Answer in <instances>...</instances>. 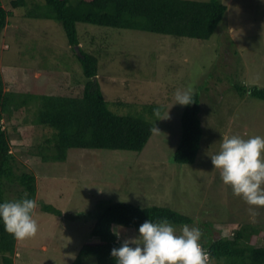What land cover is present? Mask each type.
I'll return each mask as SVG.
<instances>
[{
	"label": "rangeland",
	"instance_id": "1",
	"mask_svg": "<svg viewBox=\"0 0 264 264\" xmlns=\"http://www.w3.org/2000/svg\"><path fill=\"white\" fill-rule=\"evenodd\" d=\"M11 1L1 0L12 14L0 33V71L5 90L15 99L31 100L10 121L21 124L22 134L6 127L18 172L36 176L39 225L34 236L16 238L14 264H72L91 239L94 215L118 201L184 213L192 219L190 226L202 230L201 242L246 227L245 232L260 228L254 243L264 245V206L234 195L211 162L223 135L264 136V100L233 88L235 83L264 88V0H220L227 10L209 39L78 22L81 48L98 56L97 80L109 108L119 115H142L154 128L140 151L71 148L66 160L53 162L34 161L29 152L48 135L32 122L39 97L76 91L86 78L61 23L26 16L25 8H12ZM189 86L200 95L202 136L195 161L179 164L173 153L185 105L175 103V93ZM146 104L159 107L161 118L143 110ZM4 189L8 199H16L22 187L5 183ZM43 204L61 214L43 210ZM174 226L179 231L183 225ZM114 229L122 241L139 234L137 227ZM82 261L94 264L90 256Z\"/></svg>",
	"mask_w": 264,
	"mask_h": 264
},
{
	"label": "trees",
	"instance_id": "2",
	"mask_svg": "<svg viewBox=\"0 0 264 264\" xmlns=\"http://www.w3.org/2000/svg\"><path fill=\"white\" fill-rule=\"evenodd\" d=\"M11 7H24L25 15L29 17L60 22L86 78L76 91L40 95L36 119L32 122L42 126L44 134L48 135L43 136L42 141L29 152L34 161L41 162L64 161L71 148L140 151L154 128V123L142 115H119L109 108L97 80L98 56L81 48L76 28L78 22L209 39L227 10L220 0H12ZM11 14L12 11L5 9L0 0V33ZM233 88L240 94L248 93L264 100L263 87L253 85L245 88L235 83ZM193 99L191 104L184 107L182 135L173 153L174 162L179 164H192L200 148L202 126L199 92H193ZM30 100L29 96L15 99L11 92L5 90L0 71V202L13 200L5 195V183H17L22 187L18 198L25 192L30 198L36 195V176L25 170L18 172L15 153L11 151V136L6 127L9 124L12 131L22 134L21 124L11 122L13 117L19 118L24 112L22 108L29 107ZM144 109L151 116H157L153 106L146 104ZM41 207L45 211L61 214L50 204ZM94 216L90 228L91 239L80 246L72 264H83L82 259L89 256L94 264H115V259L110 255L111 249L123 242L112 230L115 225L139 228L146 219L164 217L173 225L192 222L190 216L166 206L141 207L122 201L105 206ZM246 229L236 228L232 236L201 242L208 259L223 260L222 264H264V245L254 243L260 228L245 232ZM15 245L16 238L5 231L0 222L1 264H14Z\"/></svg>",
	"mask_w": 264,
	"mask_h": 264
},
{
	"label": "clouds",
	"instance_id": "3",
	"mask_svg": "<svg viewBox=\"0 0 264 264\" xmlns=\"http://www.w3.org/2000/svg\"><path fill=\"white\" fill-rule=\"evenodd\" d=\"M175 101L181 105L191 104L194 101L192 88L178 90ZM154 111L157 118H161L159 110ZM211 162L220 170L222 181L231 186L234 195L248 205L264 206V136L223 135L219 150L211 155ZM36 207L37 201L27 192L19 198L0 202V222L4 230L17 239L34 236L39 228L34 218ZM249 211L255 215V209ZM112 230L119 237L120 232ZM138 233L111 249L115 264H209L198 226L185 223L177 231L166 217L146 219L139 225Z\"/></svg>",
	"mask_w": 264,
	"mask_h": 264
}]
</instances>
